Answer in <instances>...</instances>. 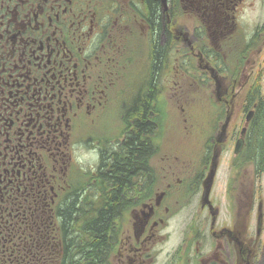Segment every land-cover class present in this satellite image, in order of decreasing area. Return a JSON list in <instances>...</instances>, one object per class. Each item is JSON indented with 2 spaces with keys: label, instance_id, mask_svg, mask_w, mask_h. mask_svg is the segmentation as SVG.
Here are the masks:
<instances>
[{
  "label": "flooded vegetation",
  "instance_id": "obj_1",
  "mask_svg": "<svg viewBox=\"0 0 264 264\" xmlns=\"http://www.w3.org/2000/svg\"><path fill=\"white\" fill-rule=\"evenodd\" d=\"M263 63L264 0H0V264H87L114 197L103 264H264Z\"/></svg>",
  "mask_w": 264,
  "mask_h": 264
},
{
  "label": "trees",
  "instance_id": "obj_2",
  "mask_svg": "<svg viewBox=\"0 0 264 264\" xmlns=\"http://www.w3.org/2000/svg\"><path fill=\"white\" fill-rule=\"evenodd\" d=\"M147 109L145 108V103L143 100L137 103L136 112L134 115L135 120V132H134V144H130L132 150L130 151L128 157L134 155V167L135 170L140 167V160L143 159L144 153L146 151L145 147V133H148V128L154 127V120L150 122L147 120L145 112ZM256 124L257 119L254 120L253 123V137L256 133ZM254 141V138H253ZM255 150L250 149V153H254ZM124 162V165H123ZM120 167H124V174L128 175V168H130L128 164V159L125 161H120ZM115 198V197H114ZM106 199V204L104 206L105 209H102L97 213L95 217L88 222L84 226V230L89 235V242L87 243L88 253L86 255L87 264H103L105 261V256L107 253V248L110 243V229L112 227V217L115 214V211L118 210L119 207L123 206L122 198L116 199ZM118 199V201H117ZM118 202V204H117ZM114 203V204H113ZM113 204V205H112ZM118 207V208H117Z\"/></svg>",
  "mask_w": 264,
  "mask_h": 264
},
{
  "label": "rangeland",
  "instance_id": "obj_3",
  "mask_svg": "<svg viewBox=\"0 0 264 264\" xmlns=\"http://www.w3.org/2000/svg\"><path fill=\"white\" fill-rule=\"evenodd\" d=\"M257 72H259V74H263V79H264V63L262 66H260V69ZM256 74L257 73H255V75ZM190 88L192 89V87ZM194 92L199 98L196 101L198 111L196 113V117L194 121L196 122V125L202 126V127L204 126L205 128H208L209 125L207 126V124L209 123L208 122L209 118L207 115V111L210 110V108L208 106L209 104L208 97H205L204 95L209 96V88L205 86L204 87L203 86L194 87L192 90V93L194 94ZM170 102L168 103V105L164 104L165 108L164 107L158 108L162 111V113H160V119L156 120L157 125L159 126V131H158L159 133H158V136L156 137L159 138V140H162L163 142H166L168 144L177 143V139H178L177 132L179 131L182 125V118L178 114L167 110V108H170L172 106ZM241 105H242V100L240 98L237 101V107L235 108V114L237 117L240 116ZM239 121L241 122L242 120H239L238 118V123ZM186 125L187 124H185V126ZM189 125L190 124H188V126ZM196 138L199 139V137H196ZM225 158H228V157L225 156ZM263 239H264V236H263Z\"/></svg>",
  "mask_w": 264,
  "mask_h": 264
},
{
  "label": "water",
  "instance_id": "obj_4",
  "mask_svg": "<svg viewBox=\"0 0 264 264\" xmlns=\"http://www.w3.org/2000/svg\"><path fill=\"white\" fill-rule=\"evenodd\" d=\"M250 115H251V114H249V115L247 116V119H246L247 122H250V120H251V116H250ZM245 131H246V129H243V132L241 133L242 137L244 136ZM238 143H239V144H238V146H237L236 153H237L238 150L240 149L241 144L243 143V140H240ZM261 225H262V221L259 220V228H258V232L261 231Z\"/></svg>",
  "mask_w": 264,
  "mask_h": 264
}]
</instances>
